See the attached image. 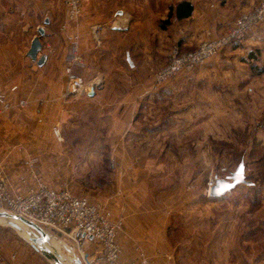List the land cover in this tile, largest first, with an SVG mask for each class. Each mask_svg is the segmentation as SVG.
Instances as JSON below:
<instances>
[{
	"label": "crops",
	"instance_id": "obj_1",
	"mask_svg": "<svg viewBox=\"0 0 264 264\" xmlns=\"http://www.w3.org/2000/svg\"><path fill=\"white\" fill-rule=\"evenodd\" d=\"M188 1L194 6L191 15L176 19L184 23L181 26L183 28L177 31L183 30L185 33L181 39L186 46H194L200 40L210 39L222 33L227 26V18H215L211 15L210 4L198 7L195 0ZM178 2L180 0H154L157 7L151 11L147 20L149 35L152 33V39L159 40L157 46L164 44L161 40H165L168 34L165 31H158L154 24L164 19L170 7ZM58 6V0H0V93L6 94L13 104H17L21 99L26 100L24 106L20 108L15 106L0 117V170L5 174L10 186L18 192L25 191L33 185V181L22 166L25 154L39 158L38 171L50 188L70 190L81 188L84 181L82 166L86 161L84 163L82 158H76L129 152L126 144L121 145L120 141L131 133L133 125L131 123L138 114L143 96L153 88V79H150L149 72L163 65L166 58V50L159 46L155 49L138 47L137 52L133 54L132 62L129 60V56L132 58V55L128 50L122 53L110 50L111 39L117 38L113 34L119 32L127 35L122 38L121 49L137 46V42L147 39L143 31L145 22L138 17L136 20H130L124 30H113L112 33L102 31L101 44L96 46L90 36V28L92 24L97 23L93 20L99 17L97 12L105 9L94 0H85L78 25L81 36L80 51L85 67L83 69L81 67L79 74L84 79H87V76L93 78L90 80L92 84L90 88L94 86L93 94L92 96L85 94L79 98L63 96L66 86L63 65L69 53L66 34L73 31L74 27L66 22L65 15L62 23L58 24L54 16ZM93 12L97 14L93 15ZM121 12L118 11V15H121ZM38 28L44 30L40 54L47 56L42 66L31 61L26 53L33 37L37 35ZM124 60L128 65L122 64ZM138 73L147 74L140 76ZM13 86H16V90L11 91ZM55 127L59 129V139L53 132ZM81 135L84 139L97 141L91 145L92 148L72 147L70 143L72 138L69 136H74L77 140L76 137ZM21 145L24 150L20 151L18 146ZM133 165L130 161L121 165V168L125 166L133 170L127 173L126 179V183L133 186L131 189L122 191L121 187L125 183L119 177L111 178V181L105 183L106 187L110 188L108 193L110 201L129 198L126 195H129L130 191L135 194L147 192L148 189L140 186V183L146 181L148 176L151 177V174L159 175L157 166L163 167L160 162L156 166L147 161H142L141 165ZM177 166L180 167V164L175 162L173 165L175 169L171 173L174 179L175 175H178L176 178L181 188L182 181L196 172L189 170L188 174L187 170L183 174L181 167L178 169ZM140 168L145 169V174L148 175L138 179L137 169ZM164 174L166 177L170 176L166 175V172ZM22 176L25 180L21 182ZM151 178L155 179L154 176ZM199 178L196 176L195 180L199 181ZM151 189L153 192L154 189ZM190 196L188 204L183 200L181 204L178 202L177 205L170 206L168 202L155 199L152 195V206L140 210L135 207L134 211L129 212L124 219V232L118 237L122 246L121 261L137 259L138 246L151 264H199V261L201 264L203 254L207 253L205 251L207 244L221 227L218 221L220 219L217 218L214 224H211L209 218L215 216L214 211L218 205L229 204L230 198L229 193H225L224 196H215L208 199V202H201L197 200L199 192ZM110 209L114 219L118 207L111 205ZM190 217L194 220L189 221ZM208 223L209 228L214 230L210 232L213 233L210 238L192 237L194 233L190 234L191 231L200 235L199 231ZM231 236L232 234L222 236L221 240L230 242ZM242 239L245 263L253 264V239L249 232L243 235ZM94 248L95 246L91 245L89 250L92 251ZM258 254L264 255V251L261 250Z\"/></svg>",
	"mask_w": 264,
	"mask_h": 264
},
{
	"label": "rangeland",
	"instance_id": "obj_2",
	"mask_svg": "<svg viewBox=\"0 0 264 264\" xmlns=\"http://www.w3.org/2000/svg\"><path fill=\"white\" fill-rule=\"evenodd\" d=\"M94 1L102 4L105 9L97 12L99 17L93 19L97 22L94 24L104 25L103 33L124 30L128 27L130 20H136L137 17L145 22L143 31L147 39L137 42V46L121 49L122 38L127 37L123 32L113 34L117 38L111 39L110 50L117 53L128 50L132 55V58L129 56L131 62L138 47L155 49L159 46L166 50V58L169 48L175 43L182 50L183 48L194 50L199 42L225 34L240 13L250 11L256 5L264 3V0H195L198 7L202 4L208 6L210 4L211 15L215 18H227L228 23L221 31L222 33L210 39L200 40L194 46H186L181 39L185 33L183 30L177 31L183 28L181 26L184 23L174 19L171 24L162 29L159 24L165 20V17L154 25L158 31L167 32L166 37L169 39L165 37V40H161L164 44L157 46L159 40H153L152 33L151 36L149 35L147 20L151 11L157 7L154 5V0ZM84 3L85 0H83ZM58 5L59 8L54 16L60 24L66 14L65 7H62L64 0H58ZM118 11H122L121 15H118ZM113 27H118L119 30ZM122 64L128 65V62L124 60ZM81 67L83 69L85 66L82 64L78 67L77 74ZM158 68L149 72L150 79H153V74ZM138 74L145 76L147 73ZM92 79L87 76L84 81L90 83ZM138 109V114L131 123L133 124L131 133L120 141L121 145L126 144L129 152L76 158H82L84 163L86 161V164L82 166L84 181L81 183V188H71V192L77 196L85 195L94 201L98 200L111 215L113 214L111 205L118 207L116 217L113 218L121 222L120 236L124 232L123 223L129 212L134 211L135 207L140 210L152 206V195L155 199H161L160 201L163 199L172 206L177 205L178 202L181 204L183 200L185 204H188L189 199L191 200L190 194L199 192L197 200L208 202V199L213 198V196H207L205 190L211 173L219 172L224 168L231 173L240 162H243L245 179L250 183L238 184L230 190L229 204L218 205L214 211L215 216L209 218L211 224H214L217 218L220 219L218 220L221 225L219 230L222 232L216 229L218 233L210 234L214 230L209 228L210 223H208L206 224L208 227L201 228L200 235H197L195 231H191L190 234L194 233L192 237L201 236L204 239L212 235V241L207 244V247L206 244L203 245L207 253L203 254L201 264H246V259L243 257L242 236L249 232L253 239V264H264V255L258 254L261 250L264 251V20L239 43L225 46L211 60L191 72L182 73L162 84H156L153 79V88L145 93ZM57 130L58 134H54L59 139V129ZM69 138H72L70 142L72 147H81V149L87 146L92 148L91 145L97 141L84 139L82 135L76 137L77 140L74 136ZM126 161L133 162V166L141 165L142 161L156 166L160 162L163 167L157 166L159 175L151 174V177L154 176L155 179L148 176L146 181L140 183V186L148 189L147 192L141 191L135 194L130 191L131 193L129 192L126 196L132 201H129L127 197L119 201H110L108 199L110 188L106 187L105 183L111 181V178L122 179L125 183L121 187L122 191L133 187L126 183L127 173L133 170L125 166L121 168ZM175 162L180 164L183 174L187 170L188 174L189 170L196 172L182 181L181 188L176 178L178 175H175L174 179L171 173L175 169L173 167ZM116 163H118L117 166ZM177 167L180 169L179 166ZM137 170L139 174L136 178L138 179L148 175L143 168ZM165 172L170 176L166 177ZM196 176L200 177L199 181L195 180ZM151 188L154 189L153 192ZM9 219L20 224L13 215ZM188 220L194 219L190 217ZM23 224L21 222L19 227H16L7 223V220L0 222L2 261L6 264H24V262L61 264L59 260L64 261L63 257H66L68 250L72 247L69 240L67 241L57 230L40 227L43 232H37ZM228 234H232L230 242L221 240L222 236L225 237ZM216 236L219 238H215ZM229 250H232L230 254ZM13 254L14 258H12ZM198 263L200 264V261Z\"/></svg>",
	"mask_w": 264,
	"mask_h": 264
},
{
	"label": "built area",
	"instance_id": "obj_3",
	"mask_svg": "<svg viewBox=\"0 0 264 264\" xmlns=\"http://www.w3.org/2000/svg\"><path fill=\"white\" fill-rule=\"evenodd\" d=\"M82 5L83 0H64L66 22L70 23L74 29L66 35L69 53L65 57L64 64L67 83L63 96L73 98L87 94L92 86L76 72L83 64L78 32ZM263 20L264 3H260L254 9L240 13L225 34L199 42L194 50H182L176 43L171 45L166 62L153 74L155 83H166L182 73L191 72L196 67L207 63L225 46L239 43ZM103 30L104 25L102 24H93L90 29L96 45L101 44ZM14 90L16 86L11 88V91ZM25 104L24 99L13 104L6 94L0 93V117L5 111L15 106L20 108ZM54 133L58 134L57 128L54 129ZM18 149L21 151L24 147L21 145ZM38 163L37 156L24 155L22 166L33 181V185L22 192L15 191L0 170V212L9 213L19 221L26 219L41 228L59 231L72 244L66 257H63L64 261L59 260L61 264H151L138 246L136 247L138 258L122 262L120 258L122 247L118 242V236L122 230L121 222L112 219L111 213L104 209L98 200L94 201L85 195L76 196L68 188H50L38 171ZM229 173L226 168L211 173L207 180L206 195L209 196L216 182L215 179H225ZM24 180L22 176L20 181ZM6 220L8 223L12 219L6 218ZM13 222L18 226L21 224V221L20 224ZM91 245L95 246L92 251L89 250ZM0 264H6L1 257ZM24 264L29 263L24 262Z\"/></svg>",
	"mask_w": 264,
	"mask_h": 264
},
{
	"label": "water",
	"instance_id": "obj_4",
	"mask_svg": "<svg viewBox=\"0 0 264 264\" xmlns=\"http://www.w3.org/2000/svg\"><path fill=\"white\" fill-rule=\"evenodd\" d=\"M45 23H47V20H45ZM113 29L119 30L118 27H113ZM43 35H44L43 28H38L37 35L33 37L30 47L26 52L27 56L31 59V61H35L36 65L38 66H42L47 59V56L45 54H40L42 50L41 36ZM93 89L94 86L89 89L87 95L92 96ZM244 167L245 166L243 165V162H240L237 168L231 173H229V175L226 176L225 179H219V178L215 179L216 182L214 186L211 188L209 195L213 197L222 196L225 193H228L233 188H235L238 184H244V183L249 184L250 182L245 179ZM0 216H3L7 219L11 217L9 213L7 214L4 212H0ZM20 221L37 232L38 231L43 232L39 226H36L35 224L27 221L26 219H20ZM9 223L13 226L19 227L12 220H9Z\"/></svg>",
	"mask_w": 264,
	"mask_h": 264
},
{
	"label": "trees",
	"instance_id": "obj_5",
	"mask_svg": "<svg viewBox=\"0 0 264 264\" xmlns=\"http://www.w3.org/2000/svg\"><path fill=\"white\" fill-rule=\"evenodd\" d=\"M193 4L188 0H180L176 5L171 6L165 20L160 22V28L165 29L167 25L171 24L172 20H180L181 18L189 17L193 11ZM251 56L253 54H250Z\"/></svg>",
	"mask_w": 264,
	"mask_h": 264
},
{
	"label": "bare ground",
	"instance_id": "obj_6",
	"mask_svg": "<svg viewBox=\"0 0 264 264\" xmlns=\"http://www.w3.org/2000/svg\"><path fill=\"white\" fill-rule=\"evenodd\" d=\"M6 218L3 216H0V222H5ZM24 225V224H23ZM26 226V225H25Z\"/></svg>",
	"mask_w": 264,
	"mask_h": 264
}]
</instances>
